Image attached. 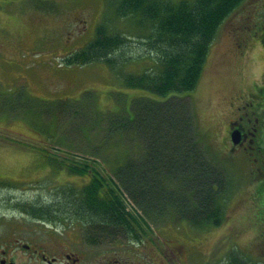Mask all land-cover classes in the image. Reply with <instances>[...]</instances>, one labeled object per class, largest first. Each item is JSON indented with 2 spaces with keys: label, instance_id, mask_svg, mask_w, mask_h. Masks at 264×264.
<instances>
[{
  "label": "rangeland",
  "instance_id": "obj_1",
  "mask_svg": "<svg viewBox=\"0 0 264 264\" xmlns=\"http://www.w3.org/2000/svg\"><path fill=\"white\" fill-rule=\"evenodd\" d=\"M36 1L0 0L1 91L13 93L19 87L17 92L24 89L30 96L39 99V103L49 101L51 103L44 105L59 108L63 107L62 102L71 106L69 100H80L84 92L95 90L98 93L96 108L107 116L108 112H120L112 92L125 93L128 100L140 96L163 100L146 91L124 87L121 74H142L154 70L156 61L149 56H137L144 54L141 49L144 38L140 36L148 35V32L142 31L130 20L118 18L111 0H41L56 4L58 10L51 7L50 12L38 9L34 4ZM260 16L264 17V0H246L227 18L213 49L210 48L196 91L191 93L190 98H185L187 104L194 105L197 136L204 145L205 155L226 168L237 185L228 203L225 222L219 228L195 229L179 215L167 210L157 212L150 209L148 216L133 201L139 209L132 214L141 226V242L131 241L125 235L115 243L103 241L109 255L116 253L118 259L121 257L123 262L126 260L133 264H227L231 254H234L251 264H264V256H260L264 251V193L261 192L259 176L261 155L255 154L257 158L247 160L240 150H230L228 132L229 120L236 113L232 112V108L235 106L244 111L238 97L248 100L246 91L242 90V95L236 85L248 84L251 88L264 85V45L255 40L264 37V18ZM105 21H108L111 33L119 32L127 37L132 34L131 44L125 53L130 58L122 61L119 58V72L104 62L65 65L63 57L91 42L97 27ZM228 53L230 56L239 53L241 57L236 60L231 57L227 61ZM89 96L83 95L84 103ZM43 117L46 121H58L54 132H59L57 135L62 133L66 122L64 115L56 113L52 118L44 111ZM0 128V183L18 185H0V243L11 241L10 246H13L25 239L46 245L48 240H54L52 234L58 232L70 233L69 236L75 238L79 228L71 220V223L44 225L20 213L14 204L34 199H56L54 201L63 204L59 196L69 186L65 182L76 183L77 178L64 171L54 172L40 151L42 147L36 149L6 139L18 137L27 144L29 141L35 144L31 140H40L30 134L23 122L0 116ZM65 129L62 134L70 150L85 147V143H80ZM262 139L264 146V135ZM94 142L92 139L91 143ZM49 151L50 155H55L51 149ZM116 151L113 149L107 155L102 153L94 157L103 167L97 168L104 175V184L120 189L117 180L111 181L110 169L106 165L108 158L114 159ZM124 192L130 198L128 192ZM64 249H59L55 256L63 257L67 251ZM121 250L135 255L129 257ZM32 263L45 264L37 260Z\"/></svg>",
  "mask_w": 264,
  "mask_h": 264
},
{
  "label": "trees",
  "instance_id": "obj_2",
  "mask_svg": "<svg viewBox=\"0 0 264 264\" xmlns=\"http://www.w3.org/2000/svg\"><path fill=\"white\" fill-rule=\"evenodd\" d=\"M111 1H116L119 17H133L151 30L147 50L156 54L160 67L158 71L125 75L124 85L165 100L137 98L132 103L131 115L123 108L116 114H101L96 109L95 92L89 94L87 103L83 101L77 107L65 105L63 129L85 143V147L78 149L83 157L50 159V163L76 176L89 177V183L81 189H70L68 196L61 199L63 204L37 199L19 208L46 223L71 220L87 233L84 239L96 244L115 243L122 235L141 242L137 217L127 216L118 189L105 185L95 165L84 158L107 155L115 149L114 159L108 158L106 165L147 215L157 206L161 211L179 215L195 229L219 228L225 222L234 183L219 164L205 155L204 147L196 139L194 115L181 96L194 92L218 28L244 0ZM255 40L264 45V37ZM128 44L127 37L111 34L108 26L102 24L95 39L67 58L66 63L105 62L114 67L119 58H124ZM258 91L264 99L261 89L257 88ZM124 97L125 94L115 93L121 104ZM18 99L23 118L32 130L69 147L63 129V134L51 138L55 137L58 121L43 119V112L49 110L48 114L55 117L50 106L33 101L24 93ZM92 139L96 142L91 143ZM227 264L251 263L231 254Z\"/></svg>",
  "mask_w": 264,
  "mask_h": 264
},
{
  "label": "flooded vegetation",
  "instance_id": "obj_3",
  "mask_svg": "<svg viewBox=\"0 0 264 264\" xmlns=\"http://www.w3.org/2000/svg\"><path fill=\"white\" fill-rule=\"evenodd\" d=\"M240 129L245 142H252L251 130L244 126ZM54 240H48L46 245H39L25 239L22 242H16L13 246H10L11 241L2 242L0 243V264H33L35 260L45 264H119L117 260H107L105 249H91L78 241L65 243L58 239ZM75 244L82 246L83 250ZM61 248L67 250L64 256H55Z\"/></svg>",
  "mask_w": 264,
  "mask_h": 264
},
{
  "label": "water",
  "instance_id": "obj_4",
  "mask_svg": "<svg viewBox=\"0 0 264 264\" xmlns=\"http://www.w3.org/2000/svg\"><path fill=\"white\" fill-rule=\"evenodd\" d=\"M239 138H240V133H239V132H235V133L233 134V139H234V141H238Z\"/></svg>",
  "mask_w": 264,
  "mask_h": 264
}]
</instances>
